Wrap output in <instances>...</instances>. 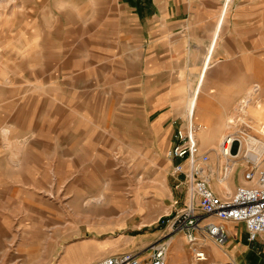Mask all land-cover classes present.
Here are the masks:
<instances>
[{
	"label": "rangeland",
	"instance_id": "374dc122",
	"mask_svg": "<svg viewBox=\"0 0 264 264\" xmlns=\"http://www.w3.org/2000/svg\"><path fill=\"white\" fill-rule=\"evenodd\" d=\"M141 6L128 0H0V264H90L98 251L83 246L87 238L98 244L118 238L117 249L99 260L126 245L146 253L165 233L162 220L177 183L166 155L175 129L155 121L152 105L174 84L149 76L158 14L148 3ZM255 98L251 112L264 120V100L253 104ZM244 125L234 131L246 137ZM202 151L214 184L224 165ZM263 158L244 159L236 180ZM153 178L165 180L167 194L154 195ZM99 193L104 202L89 210ZM138 195L142 213L132 203ZM130 210L138 213L126 214ZM181 235L167 264L242 259L226 244L203 239L207 260L196 261ZM214 248L228 257L217 260Z\"/></svg>",
	"mask_w": 264,
	"mask_h": 264
},
{
	"label": "crops",
	"instance_id": "0c3cea01",
	"mask_svg": "<svg viewBox=\"0 0 264 264\" xmlns=\"http://www.w3.org/2000/svg\"><path fill=\"white\" fill-rule=\"evenodd\" d=\"M128 1L142 6L148 3L158 14L149 46L151 55L148 60L152 63L147 67L150 77L160 79V84H174V87L171 93H160L152 105V111L158 112L157 123L167 122L168 130H176L178 127L186 128L192 121L196 125L205 124L207 130L213 132L237 106L241 90L246 86L259 85L261 90L256 98L264 100V0ZM256 98L253 104L258 102ZM251 109L249 107V113L260 120V114L251 112ZM172 120L173 124L178 121L175 128L170 124ZM247 126L245 124L244 129L251 131ZM153 129L158 130L159 127L153 125ZM260 130L264 133V125ZM199 135H196V141L200 148L209 149V144H202ZM169 162L172 169L179 160ZM235 171L230 182L233 191L237 186L247 184L240 177L236 180ZM171 176L177 181L171 185L169 199V213H174L188 204L191 191L183 175L171 172ZM162 180L163 184L160 183ZM142 182L139 180L138 183L143 188L146 185ZM149 184L154 188L156 197L168 193L163 178H153ZM212 186L219 194H228L216 184ZM132 203L134 207L133 199ZM144 221L142 218V226ZM230 225L235 231L228 229ZM223 226L228 234L225 244L231 247L232 253L242 255L238 264H264V235L248 242L242 223L225 222ZM92 239L98 252L90 264L97 261L104 251L117 249L118 238L108 239L105 243L101 241L100 244ZM180 239L181 233L174 234L170 247ZM120 251H130L129 246L120 247ZM226 257L228 254L223 253L221 260Z\"/></svg>",
	"mask_w": 264,
	"mask_h": 264
},
{
	"label": "built area",
	"instance_id": "2783aa9c",
	"mask_svg": "<svg viewBox=\"0 0 264 264\" xmlns=\"http://www.w3.org/2000/svg\"><path fill=\"white\" fill-rule=\"evenodd\" d=\"M199 125L189 121L186 128L178 127L167 150L170 161L179 160L172 167L173 175H183L190 187V200L179 211L169 213L162 220L165 233L153 242L146 253L123 251L107 255L93 264H167L171 237L176 233L184 235L196 261L207 258L203 239L216 245H224L228 234L223 223H242L248 242L256 241L264 235V158L261 162L243 172L247 184L239 185L231 194H219L213 188L206 173L209 155L202 151L196 135ZM244 136L236 133L222 144L221 154L230 160V152L237 144V154L242 147ZM228 165V163H227ZM221 179L228 177L223 168ZM161 219V218H160ZM223 264H238L227 259Z\"/></svg>",
	"mask_w": 264,
	"mask_h": 264
},
{
	"label": "bare ground",
	"instance_id": "6f19581e",
	"mask_svg": "<svg viewBox=\"0 0 264 264\" xmlns=\"http://www.w3.org/2000/svg\"><path fill=\"white\" fill-rule=\"evenodd\" d=\"M260 90H261V87L259 85H249V86H246L243 90H241V93H240L241 98L239 99L237 106L226 117L223 123L220 124V126L218 125V128H216L213 132H209L205 124L199 125L197 134H200L199 136L201 138L202 144L204 145L209 144L210 148L208 149V151H211L213 158H217L219 163L222 162L221 165H224V167L227 170L228 177H226V179H221L223 172H222V169L220 171V168L217 171V174L213 175L214 184H216L218 188H221L224 193H228V194L232 193V189L230 185V182H232L231 175L234 173V170L236 169V167L239 164H243L244 166H246L245 162H243L244 159H247V160L250 159L254 163H258L260 157L264 153V133H262L260 130V127L264 125L263 124L264 120H262L261 118L259 120V118L249 113V107L251 106L250 100L254 98L255 96H258L257 94ZM256 106L260 107L261 105L258 104ZM239 123H244L248 125L247 127L251 128L250 132L253 131V133L247 134L248 130L247 129L243 130V132L246 133L245 134L246 137L242 139V147L237 154L230 152V156L232 158L228 160L227 157H224L221 154L222 144L227 139V137H230L228 142L225 143L226 146L229 145V143L231 142L232 136L236 134V131H234V129L235 128L237 129V125H239ZM250 145H254L256 148L253 151H250V148H249ZM205 168H206L207 176L209 178V176H212L210 175V172H209L210 169L209 167H207V165ZM240 178H241V181L242 180L244 181L242 177ZM163 182L164 181L162 180L160 183L163 184ZM103 195H104L103 193H99L98 196L91 198L89 200L91 204H89L87 208L100 206L104 202ZM141 199L144 200V198H142L141 195L140 196L138 195L135 198V205L136 207H138L137 209L138 212H141L143 210L141 206V202H142ZM131 212H136V210H132V211L130 210L127 213H131ZM86 218L87 216L83 217V219H86ZM85 242L86 243L83 244L84 247H87L90 244H94V243H91V239H87ZM223 253L224 251H222L221 249L214 248L212 251V256L214 258H217V260H219L218 258H221Z\"/></svg>",
	"mask_w": 264,
	"mask_h": 264
}]
</instances>
